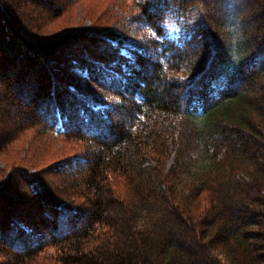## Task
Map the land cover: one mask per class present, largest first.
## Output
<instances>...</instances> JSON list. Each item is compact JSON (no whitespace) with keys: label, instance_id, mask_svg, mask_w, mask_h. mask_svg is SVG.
<instances>
[{"label":"trees","instance_id":"1","mask_svg":"<svg viewBox=\"0 0 264 264\" xmlns=\"http://www.w3.org/2000/svg\"><path fill=\"white\" fill-rule=\"evenodd\" d=\"M133 1L137 12L119 17L125 31L68 26L63 34L38 39L35 12L43 15L40 31L65 13L67 0H0V154L28 129L83 141L87 155L75 154L55 170L75 174L91 202L66 205L57 186L18 169L16 179L0 183V256L5 264H29L50 245L58 248L60 264H264V0H244L250 12L240 16L236 58L204 22L185 21L167 33L170 16L204 0ZM82 70L85 83L77 74ZM176 130L194 139L176 138ZM165 134L179 143L168 172L162 165ZM207 135L222 146H209ZM196 143L207 149L202 153L209 163L180 198L174 177ZM223 150L230 159L225 153L216 160ZM114 170L134 186V208L105 187V173ZM204 191L206 200L199 198Z\"/></svg>","mask_w":264,"mask_h":264},{"label":"rangeland","instance_id":"2","mask_svg":"<svg viewBox=\"0 0 264 264\" xmlns=\"http://www.w3.org/2000/svg\"><path fill=\"white\" fill-rule=\"evenodd\" d=\"M246 3L247 2L244 0H204L203 3L192 4L185 11H181L180 13L182 15L170 16L165 24V29L167 33H172L179 27L180 23L185 21H189L190 23H198L199 21L204 22L213 29L215 33H217L216 35L219 46L222 49H229L228 51L231 57L236 58L238 50L234 47L233 42L238 38L241 40L243 39L241 29L243 18L240 16L243 14L246 16V13L250 12V4L247 5ZM66 7L67 9L65 13L61 15L62 17H54V20L50 21V24L40 31H38L39 28H41L39 24L40 22H43V15L40 12H35L33 31L38 34V39L39 37H42L41 35L50 36L52 38L58 36L67 31L68 26L69 29L85 28L92 32L101 29L110 30L112 28L118 29V31H125L120 28L121 23L119 22V17L123 16V14H134L137 12L139 9V3L133 0H67ZM47 15L49 14L47 13ZM257 18L256 15L253 19L254 21L251 22L252 27H254V22ZM135 31L136 29L133 28L131 33H134ZM123 35L124 32L119 35V38ZM129 40L130 38L127 37L126 41ZM77 74L83 83L87 82L83 70L82 72H77ZM185 133L187 132L185 131L184 133H181L179 130H176L174 135L179 139H185L187 135H190L191 138L194 139L190 132L186 135ZM175 140L176 139L173 140L172 138L167 139V142L165 143L168 147L166 149L167 151L165 152V150H163L165 155L163 156L162 165L167 172L175 162L177 150L179 151V143ZM85 145L86 143L81 140L67 138L64 135H55L50 132H44L42 129H28L17 136L12 144L0 154V183L16 179V176L19 175L18 169L25 170L32 175L31 178H35L36 180L45 179L55 187L57 186V193L63 199V203H72L71 205H74L75 203V206L78 207V204L83 202L84 204H79V206H84L87 202V194L83 189V185L80 183L78 184V188L74 189L72 184L77 180H75V176H69L71 178H68L66 174H62L61 170L57 171L55 168L58 163H64L65 160H68L70 156H74L75 154L82 153V155L86 156L88 151L85 149L88 147L87 145L85 147ZM197 145L199 146L198 143ZM191 150L192 151L188 153L190 155L187 156V154L185 157L186 160L184 161L186 165L183 167L182 173H179L177 177L175 176L178 197L180 198L183 197L189 189L194 188V183L199 181V179L196 178L198 173L209 163L206 154L202 153L201 150L199 151V148L198 151L197 149ZM223 152L224 151L219 152L220 155L216 160L223 158L222 156L225 154V152ZM64 155H67V158ZM151 161L153 160L151 159ZM234 163L236 167H238L237 164H239V166L242 165L240 161H235ZM222 170L224 171V169ZM113 172L115 174L117 173L116 171ZM109 173L112 174V171L105 173V187L109 190L111 189L122 201L129 203V205L134 208V186L130 185L127 180L118 173V175H114V173L113 175H110ZM243 173L244 171L239 172L240 177H242ZM194 180L195 182L193 183ZM70 181H73L72 184L67 185L68 183H71ZM140 181L139 183L141 184ZM202 195L203 197H201ZM207 196L208 193L204 191L199 198L206 200ZM145 212L146 210H143L144 216ZM140 223L142 224V222ZM93 238L94 242L96 241L95 239H99L96 234L93 235ZM87 246L91 247L90 245ZM0 259L2 260L1 256ZM59 259L60 254L58 248L56 246H50L41 250L34 261L29 264H60L58 262ZM3 260L5 259L3 258Z\"/></svg>","mask_w":264,"mask_h":264},{"label":"bare ground","instance_id":"3","mask_svg":"<svg viewBox=\"0 0 264 264\" xmlns=\"http://www.w3.org/2000/svg\"><path fill=\"white\" fill-rule=\"evenodd\" d=\"M97 3H98V2H97ZM99 11H100V10H99ZM107 14H108V13H107ZM109 17H110V16H109ZM84 27H85V26H84ZM83 29H85V28H83ZM90 29H91V28H90ZM79 30H80V29H79ZM96 30H97V29H96ZM70 31H71V30H70ZM95 32H96V31H95ZM62 34H63V33H62ZM169 36H170V35H169ZM67 41H68V40H67ZM74 41H75V40H74ZM73 43H74V42H73ZM80 43H81V42H80ZM81 48H82V47H81ZM76 50H77V49H76ZM75 57H76V56H75ZM4 59H5V58H4ZM90 59H91V58H90ZM232 67H233V66H232ZM50 70H51V69H50ZM115 70H116V69H115ZM48 71H49V70H48ZM51 71H52V70H51ZM117 71H118V70H117ZM49 72H50V71H49ZM233 72H234V70H233ZM65 73H66V72H65ZM85 73H86V72H85ZM45 74H46V73H45ZM51 76H52V75H51ZM60 76H61V75H60ZM208 76H209V75H208ZM208 76H207V77H208ZM66 77H67V76H66ZM44 78H45V77H44ZM46 78H47V77H46ZM52 78H54V77H52ZM61 78H62V77H61ZM54 79H56V78H54ZM54 79H51V80L54 81ZM205 79H206V78H205ZM38 80H39V79H38ZM44 80H45V79H44ZM46 80H47V79H46ZM59 80L61 81L62 79L59 78ZM96 80H97V79H96ZM41 81H42V80H41ZM41 81H40V82H41ZM57 81H58V79H57ZM76 81H78V80H76ZM42 82H43V81H42ZM98 82H99V81H98ZM35 83H36V82H35ZM41 84H42V83H41ZM76 84H77V83H76ZM76 84H75V85H76ZM53 85H54V84H53ZM53 85H52V86H53ZM90 85H91V84H90ZM100 85H101V84H100ZM100 85H99V86H100ZM213 85H215V84H213ZM37 86H38V85H37ZM41 86H42V85H41ZM208 86H209V84H208ZM45 87H46V86H45ZM73 87H76V86L73 85ZM95 87H96V86H95ZM41 88H42V87H41ZM41 88H40V90H41ZM202 88H205V87H202ZM208 89H209V88H208ZM43 90H44V89H43ZM203 90H204V89H203ZM203 90H202V91H203ZM47 91H48V90H47ZM49 91H50V90H49ZM199 91H200V90H199ZM255 93H256V92H255ZM195 94H197V93H195ZM259 95H260V94H259ZM193 97H194V96H193ZM68 98H69V97H68ZM188 100H189V99H188ZM194 100H195V99H194ZM198 100H200V99H198ZM191 101H193V100H191ZM188 102H189V101H188ZM193 102H194V101H193ZM189 105H190V104H189ZM193 106H194V105H193ZM201 107H202V106H201ZM201 107H200V108H201ZM262 107H263V106H262ZM201 109H202V108H201ZM199 112H200V110H199ZM201 113H202V111H201ZM201 113H200V114H201ZM102 117H103V116H102ZM221 117H223V116H221ZM99 119H100V118H99ZM99 119H98V120H99ZM101 120H102V119H101ZM108 120H109V119H108ZM221 120H222V119H220V121H221ZM95 121H96V120H95ZM214 121H215V120H214ZM222 121H223V120H222ZM101 122H102V121H101ZM218 122H219V121H218ZM224 122H225V120H224ZM233 122H234V121H233ZM200 123H201V122H200ZM202 123H203V122H202ZM245 123H246V122H245ZM94 124H95V123H94ZM100 124H102V123H100ZM223 124H224V123H223ZM223 124H222V126H221L222 128H223ZM235 124H236V123H235ZM87 125H88V124H87ZM95 125H96V124H95ZM104 125H105V124H104ZM108 125H109V124H107V127H108ZM130 125H131V124H130ZM200 125H201V124H200ZM202 125H203V124H202ZM211 125H212V124H211ZM216 125H217V124H216ZM249 125H250V124H249ZM205 126H207V125L205 124ZM87 127H88V126H87ZM92 127H93V126H92ZM92 127H90V129H92ZM103 127H104V126H103ZM202 127H203V126H202ZM249 127H251V130L254 128V127L252 128V126H249ZM249 127H248V128L246 127V128L249 130ZM98 128H99V127H98ZM98 128H97V129H98ZM159 128H160V127H159ZM194 128H195V127H194ZM205 128H206V127H205ZM222 128H221V129H222ZM243 128H244V127H243ZM90 129H89V130H90ZM95 129H96V128H95ZM97 129H96V131H97ZM103 129H105V128H103ZM108 129H109V127H108ZM201 129H202V128H201ZM208 129H209V128H208ZM214 129H215V128H214ZM172 130H173V129H172ZM217 130H218V132L221 131V130L219 131V129H217ZM240 130H241V129H240ZM243 130H244V129H243ZM255 130H256V129H255ZM37 131H38V130H37ZM87 131H88V130H87ZM96 131H94V132H96ZM106 131H107V129H106ZM130 131H131V130H130ZM157 131H158V130H157ZM194 131H195V130H194ZM200 131H201V132H205V131H202V130H200ZM222 131H223V130H222ZM245 131H246V130H245ZM252 131H253V130H252ZM51 132H53V131H51ZM98 132H99V131H98ZM127 132H128V129H127ZM168 132H171V131H168ZM196 132H197V131H196ZM243 132H244V131H243ZM247 132H248V131H247ZM256 132H257V131H256ZM48 133H49V132H48ZM90 133H91V132L89 131V134H90ZM101 133H102V132H101ZM106 133H107V132H106ZM131 133H132V131H131ZM205 133H206V132H205ZM216 133H217V132H216ZM240 133H241V131H240ZM87 134H88V133H87ZM87 134H86V135H87ZM195 134H198V133H195ZM210 134H212V133H210ZM230 134H231V133H230ZM230 134H229V135H230ZM238 134H239V133H238ZM260 134H261V133H260ZM91 135H92V134H91ZM130 135H131V134H130ZM130 135H129V137H126V138H125V141H126V139L130 138ZM154 135H156V134H154ZM161 135H162V134H161ZM200 135H201V134H200ZM202 135H203V133H202ZM231 135H232V134H231ZM235 135H236V134H235ZM93 136H95V134H93ZM99 136H100V135H99ZM126 136H127V135H126ZM159 136H160V135H159ZM164 136H166V134H165ZM167 136H169V134H168ZM167 136H166V137H167ZM204 136H206V134H204ZM208 136H209V135H207V137H208ZM210 136H211V135H210ZM210 136H209V137H210ZM217 136H219V135H217ZM225 136H226V135H225ZM233 136H234V135H233ZM236 136H237V135H236ZM248 136L250 137L249 134H248ZM96 137H98V134L96 135ZM102 137H103V133H102ZM102 137H101V138H102ZM131 137H132V136H131ZM157 137H158V135H156V138H157ZM162 137H163V136H162ZM170 137H171V136H170ZM193 137H194V136H193ZM209 137L206 138V139H203V138H205V137H203L202 139H203V140H207V139H210L212 136H211L210 138H209ZM214 137H216V136H214ZM229 137H230V136H229ZM251 137H253V136H251ZM251 137H250V138H251ZM259 137H260V135H259ZM212 138H213V137H212ZM212 138L210 139L211 141H212ZM221 138H223V137H221ZM239 138H241L240 135H239V137H238L237 139H239ZM89 139H90V137H89ZM98 139H99V138H98ZM98 139H97V141H99ZM131 139H132V138H130V140H131ZM158 139H160V138H158ZM161 139H162V138H161ZM161 139H160V140H161ZM167 139H169V138L167 137ZM242 139H243V138H242ZM248 139H249V138H248ZM163 140H164V139H163ZM210 140H207V142H209ZM213 140H214V139H213ZM217 140H219V139H217ZM217 140L213 141V143H215ZM220 140H221V139H220ZM223 140H224V139H223ZM229 140H230V138H229ZM234 140H235V139H234ZM90 141H91V140H90ZM90 141H89V142H90ZM94 141H95V138H94ZM188 141H189V140H188ZM197 141H198V139H197ZM221 141H222V140H221ZM232 141H233V140H231V142H232ZM238 141H239V140H238ZM238 141H237V142H238ZM250 141H253V140H250ZM126 142H127V141H126ZM200 142H201V140H200ZM217 142H218V141H217ZM228 142H229V141H228ZM233 142H234V141H233ZM235 142H236V141H235ZM235 142H234V143H235ZM245 142H246V141H245ZM248 142H249V141H248ZM253 142H254V141H253ZM255 142H256V141H255ZM90 143L92 144L93 142H90ZM98 143H100V141H99ZM127 143H128V142H127ZM190 143H191V142H190ZM205 143H206V141H205ZM209 143H210L209 146H211L212 142H209ZM242 143H244V140H243ZM242 143H241V141H240L239 144H242ZM251 143H252V142H251ZM93 144H94V143H93ZM96 144H97V143H96ZM125 144H126V143H125ZM196 144H197V143H196ZM196 144H195V145H196ZM216 144H217V143H216ZM216 144H212V145H215V146H216ZM222 144H223V143H222ZM222 144H221V146H222ZM224 144H226V141H225ZM230 144H231V143H230ZM244 144H246V143H244ZM247 144H248V143H247ZM247 144H246V145H247ZM249 144H250V143H249ZM249 144H248V145H249ZM256 144H257V143H256ZM79 145H80V144H79ZM94 145H95V144H94ZM189 145H190V144H189ZM217 145H218V144H217ZM242 145H243V144H242ZM90 146H91V145H89V147H90ZM95 146H96V145H95ZM125 146H126V145H125ZM218 146H220V145H218ZM221 146H220V147H221ZM228 146H229V145H228ZM230 146H231V148H232V146H234V145L231 144ZM235 146H236V149H237L238 146H237V145H235ZM240 146H241V145H240ZM80 147H81V145H80ZM85 147H86V145H85ZM85 147H84V148H85ZM97 147H98V146H97ZM97 147H96V148H97ZM127 147H128V146H127ZM197 147H199V146H197ZM197 147H196V148H197ZM220 147H219V148H220ZM224 147H225V146H224ZM226 147H227V146H226ZM81 148H82V147H81ZM91 148H92V146H91ZM124 148H126V147H124ZM128 148H129V147H128ZM194 148H195V146H194ZM200 148H201V147H199V151L201 150ZM206 148H207V147H206ZM215 148L218 150L217 146H216ZM231 148H230V150H231ZM240 148H241V147H240ZM126 149H127V148H126ZM131 149H132V148H131ZM216 149H212V150H214V152H215ZM224 149H225V148H224ZM228 149H229V148H228ZM238 149H239V148H238ZM80 150H81V149H80ZM85 150H87V148H86ZM88 150H89V149H88ZM117 150H118V149H117ZM122 150H123V149H122ZM135 150H136V149H134V151H135ZM203 150H204V148H203ZM203 150H201V152H202ZM206 150H207V149H206ZM206 150H205V151H206ZM212 150H210V151L212 152ZM219 150H220V149H219ZM225 150H227V149H225ZM233 150H234V149H233ZM78 151H79V150H78ZM82 151H83V150H82ZM129 151H130V150H129ZM197 151H198V149H197ZM205 151H203V152H205ZM210 151H209V152H210ZM223 151H224V150H223ZM231 151H232V150H231ZM231 151H230V152H231ZM85 152H87V151H85ZM118 152L121 153V151H118ZM118 152H117V153H118ZM214 152H213V153H214ZM224 152L226 153V151H224ZM224 152H223V153H224ZM234 152H235V151H234ZM236 152H237V151H236ZM78 153H79V152H78ZM134 153H136V151H135ZM206 153H208V152H206ZM228 153H229V152H228ZM81 154H82V153H81ZM115 154H116V153H115ZM115 154H114V155H115ZM73 155H74V154H73ZM79 155H80V154H79ZM86 155H87V154H86ZM116 155H118V154H116ZM116 155H115V156H116ZM257 155H258V154H257ZM257 155H256V156H257ZM64 156L66 157L67 155H64ZM83 156H84V155H83ZM130 156H131V155H130ZM132 156H133V155H132ZM134 156H135V155H134ZM226 156H227V160H228L229 157H228L227 153H226ZM232 156H233V155H232ZM263 156H264V155H263ZM70 157H71V156H70ZM223 157H224V156H223ZM234 157H235V156H234ZM234 157H233V159H234ZM257 157H258V156H257ZM260 157H261V156H260ZM66 158H67V157H66ZM77 158H78V157H77ZM82 158H83V157H82ZM130 158H131V159H134L133 157H130ZM258 158H259V157H258ZM62 159H63V158H62ZM126 159H127V158H126ZM126 159H125V161H126ZM128 159H129V158H128ZM211 159H212V158H211ZM229 159H230V158H229ZM121 161H123V160H121ZM125 161H123V162H125ZM129 161H130V160H129ZM214 161H215V160H214ZM214 161H213V162H214ZM234 161H235V160H234ZM118 162H119V163H122V162H120V161H117V163H118ZM126 162H127V161H126ZM232 162H233V160H232ZM132 163H135V161L131 162V164H132ZM206 163H207V162H206ZM214 163H215V162H214ZM236 163H237V162H236ZM71 164H72V163H71ZM149 164H150V163H149ZM212 164H213V163H212ZM79 165H81V164H79ZM119 165H120V164H119ZM132 165H133V164H132ZM117 166H118V165H117ZM120 166H121V165H120ZM122 166H123V167H126L127 165H126V166H125V165H122ZM128 166L130 167V165H128ZM144 166H145V165H144ZM77 167H78V166H77ZM118 167H119V166H118ZM126 168H127V167H126ZM126 168H123V171H124ZM158 168H160V167H158ZM119 169H121V167H119ZM130 169H131V168H129V169L127 168L126 170H127V171L129 170V171H130ZM77 170H78V169H77ZM77 170H76V171H77ZM81 170H82V169H81ZM121 170H122V169H121ZM121 170H120V171H121ZM126 170H125V172H126ZM161 170H162V169H161ZM171 170H172V169H171ZM74 171H75V170H74ZM114 171H115V170H114ZM123 171H122V172H123ZM165 171H166V170H165ZM169 171H170V170H169ZM77 172H78V171H77ZM109 172H110V171H109ZM155 172H156V170H155ZM171 172H172V171H171ZM72 173H73V172H72ZM78 173L81 174V172H78ZM113 173H114V172H112V174H111V173H109V174H110V175H113ZM158 173H159V172H158ZM64 174H65V173H64ZM80 174H78V175H80ZM116 174H117V173H116ZM116 174L114 173V175H116ZM161 174H162V173H161ZM164 174H165V173H164ZM169 174H171V173H169ZM68 175H69V174H68ZM68 175H67V177H68V178H71V177H69ZM71 175H72V174H71ZM74 175H75V174H74ZM74 175H72V176H74ZM78 175H76V176H78ZM117 175H118V174H117ZM157 175H158V174H157ZM165 175H166V174H165ZM162 176H163V175H162ZM60 177H62V176H60ZM113 177H114V176H113ZM159 177H160V176H159ZM163 177H164V176H163ZM172 177H173V176H172ZM176 177H177V176H176ZM5 178H6V177H5ZM169 178H170V177H169ZM174 178H175V177H174ZM76 179H78V178H76ZM76 179H75V180H76ZM164 179H165V178H164ZM166 179H167V176H166ZM166 179H165V181H167ZM3 180H4V179H3ZM66 180H67V178H66ZM66 180H65V182H66ZM70 180H72V179H70ZM61 181H62V180H61ZM61 181H60V182H61ZM63 181H64V180H63ZM77 181H78V180H76V182H77ZM70 182H71V181H70ZM72 182H73V181H72ZM72 182H71V183H68L67 185L72 184ZM76 182H75V183H76ZM171 182H172V181H171ZM73 183H74V182H73ZM75 183H74V184H75ZM76 184H77V183H76ZM76 184H75V185H76ZM165 184H166V182H165ZM170 184H171V183H170ZM72 185H73V184H72ZM75 185H73V186H75ZM77 186H78V185H76V187H77ZM175 186H176V185H175ZM10 187H11V186H10ZM176 187H177V186H176ZM14 188H15V187H14ZM16 190H17V189H16ZM18 190H19V188H18ZM170 190H171V189H170ZM10 191H11V190H10ZM92 191H94V190H92ZM133 191H134V190H133ZM133 191H132V192H133ZM134 192H135V191H134ZM134 192H133V193H134ZM10 193H11V192H10ZM94 193H95V192H94ZM195 193H196V192H195ZM198 193H199V192H198ZM257 193H258V192H257ZM11 194H12V193H11ZM174 194H175V193H174ZM176 194H177V193H176ZM191 194H192V192H191ZM199 194H200V193H199ZM255 194H256V193H255ZM9 195H10V194H9ZM15 195H16V193H15ZM90 195H91V194H90ZM90 195H89V197H91ZM93 195H94V194H93ZM93 195H92V197H94ZM240 195H241V196H244L245 194H240ZM250 195H251V194H249L248 197L251 198ZM256 195H257V194H256ZM256 195H255V196H256ZM135 196H136V195H135ZM245 196H246V195H245ZM252 196H253V195H252ZM255 196H253V197H255ZM13 197H15V196H13ZM17 197H18V196H17ZM17 197L15 198V200H16V199H19V198H17ZM95 197H99V196H97V194H96ZM201 197H203V195H202ZM248 197H247V198H248ZM259 197H260V196H259ZM9 198H10V197H9ZM32 198H33V197H32ZM243 198H244V197H243ZM250 198H249V199H250ZM257 198H258V197H257ZM92 199H93V198H92ZM239 199H240V197H239ZM241 199H242V198H241ZM244 199H245V198H244ZM0 200L3 201L2 199H0ZM32 200H33V199H32ZM83 200H84V199H83ZM87 200H88V199H87ZM89 200H91V199L89 198ZM193 200H194V199H193ZM193 200H192V201H193ZM195 200L198 201L197 199H195ZM242 200H243V199H242ZM252 200H253V199H252ZM6 201H7V200H6ZM16 201H17V200H16ZM16 201H15V202H16ZM74 201H76V200H74ZM80 201H82V200H80ZM84 201H85V200H84ZM92 201H93V200H92ZM199 201H200V200H199ZM199 201H198V202H199ZM248 201H250V200H247L246 203H248ZM3 202H4V201H3ZM72 202H73V201H72ZM133 202H134V199H133ZM256 202H257V201H256ZM11 203H12V202H11ZM30 203H31V202H30ZM34 203H35V202H34ZM49 203H51V202H49ZM77 203H78V201H77ZM82 203H83V202H81V204H80V203H79V204L82 205ZM86 203L90 205L91 202L89 201V203H88V202H86ZM86 203H85V204H86ZM253 203H255V202L253 201ZM257 203H258V202H257ZM32 204H33V202H32ZM71 204H72V203H71ZM79 204H78V206H79ZM83 204H84V203H83ZM92 204H93V203H92ZM92 204H91V206H92ZM136 204H137V203H136ZM192 204H193V206H194V203H193V202H192ZM201 204H202V202H201ZM235 204H236V203H235ZM250 204H251V203H250ZM28 205H29V204H28ZM45 205H46V204H45ZM66 205H67V204H66ZM74 205H75V203H74ZM74 205H73V206H74ZM76 205H77V204H76ZM140 205H141V204H140ZM197 205H198V204H197ZM197 205H196V206H197ZM251 205H252V204H251ZM8 206H9V205H8ZM30 206H31V205H30ZM69 206H70V204H69ZM5 207H6V206H5ZM47 207H48V206H47ZM67 207H68V206H67ZM67 207H65L66 210H67ZM75 207H76V206H75ZM75 207H73V208L75 209ZM143 207H144V206H143ZM235 207H237V206H235ZM22 208H23V207H22ZM25 208H26V207H25ZM80 208H81V207H80ZM80 208H79V210H80ZM27 209H28V208H27ZM62 209H64V208H62ZM77 209H78V208H77ZM5 210H6V209H5ZM10 210H11V209H10ZM24 210H25V209H24ZM35 210H36V209H35ZM84 210H86V209H84ZM156 210H157V209H156ZM38 211H39V210H38ZM80 211H81V210H80ZM142 211H143V210H142ZM142 211H141V212H142ZM220 211H221V210H220ZM23 212H24V211H23ZM34 212H35V211H34ZM76 212H77V211H76ZM137 212H138V211H137ZM211 212L213 213V216H215L214 213H217V212H214V211H211ZM82 213H83V211H82ZM85 213H86V212H85ZM208 213H209V212L206 213V217L209 219ZM221 213H222V215L225 214V212H224V213H223V212H220L219 214H221ZM55 214H56V213H55ZM226 214H227V212H226ZM226 214H225V216H226ZM0 215H1V214H0ZM211 215H212V214H210V216H211ZM80 216H81V215H80ZM84 216L87 217L86 215H84ZM138 216H139V215H138ZM218 216H219V215H218ZM223 216H224V215H223ZM57 217H59V216H57ZM215 217H217V216H215ZM60 218H61V217H60ZM218 218H219V217H218ZM229 218H230V217H229ZM233 218H234V217H233ZM248 218H249V217H248ZM250 218H251V217H250ZM255 218H256V217H255ZM54 219H56V218L54 217ZM62 219H63V218H62ZM75 219H76V218H75ZM80 219H82V218H80ZM80 219H79V221H80ZM210 219H212V218H210ZM210 219H209V220H210ZM214 219H215V218H214ZM231 219H232V218H231ZM252 219H253V218H252ZM56 220H57V219H56ZM76 220H78V219H76ZM83 220H84V219H83ZM225 220H226V219H225ZM227 220H228V219H227ZM235 220H236V219H235ZM239 220H240V219H239ZM243 220H244V219H243ZM255 220H256V219H255ZM57 221H58V220H57ZM57 221H56V222H57ZM215 221H216V220H215ZM218 221L220 222L219 219H218ZM222 221H223V219H222ZM240 221H241V220H240ZM59 222H61V221H59ZM231 222H233V223L235 224V221H231ZM246 222H247V221H246ZM211 223H212V222H211ZM216 223H217V221H216ZM233 223H232V225H233ZM237 223L240 224V222H238V221H237ZM242 223H243V222H242ZM242 223H241V224H242ZM219 224H221V223H219ZM226 224H227V223H226ZM241 224H240V225H241ZM243 224H245V223H243ZM62 225L64 226V224H62ZM141 225H142V224H141ZM210 225H211V224H210ZM246 225H247V224H246ZM135 226H136V225H135ZM217 226H218V224H217ZM235 226H236V225H235ZM238 226H239V225H238ZM241 226H243V225H241ZM139 227H140V226H139ZM139 227H138V229H139ZM229 227H230V226H229ZM140 228H141V227H140ZM210 228H211V226H210ZM218 228H219V227H218ZM232 228H233V226H232ZM234 228H235V227H234ZM234 228H233V229H234ZM245 228H246V227H245ZM212 229H213V227H212ZM230 229H231V227H230ZM235 229H236V228H235ZM235 229H234V230H235ZM240 229H241V228H240ZM208 230H209V229H208ZM225 230H226V229H225ZM234 230H233V232H234ZM237 230H238V229H237ZM237 230H236V231H237ZM241 230H242V229H241ZM244 230H245V229H244ZM244 230H242V231H244ZM209 231H210V230H209ZM214 231H215V230H214ZM239 232H240V231H239ZM211 233H212V232H211ZM211 233H210V234H211ZM223 233H224V232H223ZM230 233H231V232H229V234H230ZM240 233H241V232H240ZM247 233H248V232H247ZM249 233H250V232H249ZM249 233H248V234H249ZM123 234H124V233H123ZM213 234H214V232H213ZM231 234H232V233H231ZM238 234H239V233H238ZM244 234H245V232H244ZM248 234H247V236H248ZM214 235H215V234H214ZM241 235H242V234H241ZM224 236H225V235H224ZM245 236H246V235H245ZM122 237H123V236H122ZM125 237H126L125 239H127L128 236H125ZM209 237H210V236H209ZM213 237H214V236H213ZM249 237H251V236H249ZM249 237H248V238H249ZM217 238H218V237H217ZM244 238H245V237H244ZM248 238L246 237V239H248ZM123 239H124V238H121V240H123ZM128 239H129V238H128ZM128 239H127L126 241H128ZM210 239H212V238H210ZM221 239H222V238H221ZM224 239H225V238H224ZM234 242H236V241H234ZM247 243H248V242H247ZM250 244H251V243H250ZM218 245H219V244H218ZM48 247H50V245H49ZM51 247H52V246H51ZM220 247H221V246H220ZM257 247H258V246H257ZM250 249H251V248H250ZM2 251H3V250H2ZM262 251H264V250H262ZM251 252H252V251H251ZM3 253L7 254L6 251H5V252L3 251ZM10 253H11V252H10ZM257 253H258V251H257ZM0 254H2V253H0ZM251 254H252V253H251ZM255 254H256V253H255ZM263 254H264V253H263ZM8 255H10V254H8ZM12 255H13V254H12ZM257 255H258V254H257ZM3 256H4V255H2V260H3V258H5V257H3ZM6 256H7V255H6ZM10 257H11V255H10ZM255 257H256V256H255ZM258 257H259V256H258ZM224 258H225V257H224ZM6 259H9V256L6 257ZM13 259H14V258H13ZM2 260L0 259V263L2 262ZM258 260H259V258H258ZM10 261H12V260H10ZM4 262H5V261L3 260V263H4ZM159 262H160V261H159ZM259 262H260V261H259ZM3 263H1V264H3ZM156 263H157V262H156ZM260 263H261V262H260ZM4 264H5V263H4ZM150 264H151V263H150ZM161 264H162V263H161ZM253 264H254V263H253Z\"/></svg>","mask_w":264,"mask_h":264}]
</instances>
